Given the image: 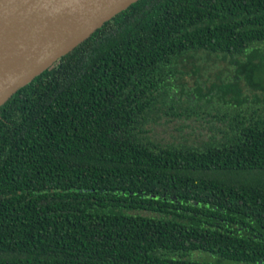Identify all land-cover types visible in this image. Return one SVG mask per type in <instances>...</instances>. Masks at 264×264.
Instances as JSON below:
<instances>
[{"label": "trees", "instance_id": "obj_1", "mask_svg": "<svg viewBox=\"0 0 264 264\" xmlns=\"http://www.w3.org/2000/svg\"><path fill=\"white\" fill-rule=\"evenodd\" d=\"M0 264H264V0H138L1 105Z\"/></svg>", "mask_w": 264, "mask_h": 264}, {"label": "water", "instance_id": "obj_2", "mask_svg": "<svg viewBox=\"0 0 264 264\" xmlns=\"http://www.w3.org/2000/svg\"><path fill=\"white\" fill-rule=\"evenodd\" d=\"M138 0H0V106Z\"/></svg>", "mask_w": 264, "mask_h": 264}, {"label": "rangeland", "instance_id": "obj_3", "mask_svg": "<svg viewBox=\"0 0 264 264\" xmlns=\"http://www.w3.org/2000/svg\"><path fill=\"white\" fill-rule=\"evenodd\" d=\"M203 62H205V61H203ZM208 63H210V65H208L207 68H206V67L203 68V70H202V75H203V77L208 76L209 74H211V72H215V70H220V69L222 68V66H223L222 63H220V62H215V61H213V60L208 61ZM191 81H192V79H191ZM192 82H193V81H192ZM189 84H190V82H189ZM189 84L186 85V87H185V91H184L183 94L181 93V89H180V88H174V89L172 90V94L177 93V95L179 94L180 96H184V95H185V97L188 96L189 88H190V86H191L192 83H191L190 85H189ZM191 87H192V86H191Z\"/></svg>", "mask_w": 264, "mask_h": 264}]
</instances>
